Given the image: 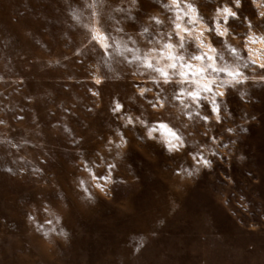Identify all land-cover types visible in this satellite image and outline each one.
<instances>
[{"label":"rangeland","instance_id":"374dc122","mask_svg":"<svg viewBox=\"0 0 264 264\" xmlns=\"http://www.w3.org/2000/svg\"><path fill=\"white\" fill-rule=\"evenodd\" d=\"M189 2L212 26L225 0ZM162 3L169 0H109L110 26L125 30L113 34L167 32L176 9ZM68 6L0 0V264H264V68L244 52L250 79L228 86L220 73L224 95L201 101L207 122L194 116L184 128L172 115L183 146L162 131L150 139L158 116L169 117L129 99L130 77L90 83L100 54L90 46L75 55L86 35ZM233 8L239 19L229 27L241 41L245 18L264 33L252 0ZM114 97L124 105L115 115ZM141 104L147 128L135 122ZM125 113L133 125L125 127Z\"/></svg>","mask_w":264,"mask_h":264},{"label":"clouds","instance_id":"9594fccd","mask_svg":"<svg viewBox=\"0 0 264 264\" xmlns=\"http://www.w3.org/2000/svg\"><path fill=\"white\" fill-rule=\"evenodd\" d=\"M157 2L160 3V0ZM65 3L69 5L66 9L67 16L86 35L85 42L75 55L79 56L90 46L94 54H100L96 56V62L89 65L92 70L88 77L90 83L99 87L109 80L122 81L126 76L130 77L134 93L129 99L135 103L139 97L153 112L164 113L169 117L164 119L158 116L147 133L150 139H156L153 133L162 131L180 141L183 146L179 129L172 123V115L175 114L177 121L183 119L188 122L183 124L184 128L189 126L194 116L207 122L210 118L201 115V101L214 104L217 96L224 95L225 88L220 86L219 74L225 73L230 78L222 81L223 85L228 86L234 82L245 83L250 79L242 71V67L246 65L240 63L245 59L244 52L253 57L254 63L264 68V33L252 31L251 22L247 18L245 20L249 34L243 41L229 27L230 18L239 19L233 6L239 9L242 0H232L233 6L228 5L225 0L222 7L214 10L212 26H209L198 8L189 0H169L168 4L162 3L161 6L165 9L169 5L175 8V16L170 21V29L163 33L157 30V35L152 39L147 38L150 32L147 27L138 31L135 36L127 35L125 38L114 35L113 31L124 33L125 30L123 27L113 29L110 26L115 18L106 11L109 0H65ZM252 3L259 10L258 18L264 19V0H252ZM132 4H138V0H132ZM111 10L119 12L121 8L116 5ZM151 20L156 25L164 23L159 16H153ZM213 36L220 39L221 46L213 43ZM229 37L237 41V44L242 43L243 47L233 45ZM188 43H193L195 52L188 51ZM225 52L230 59H226ZM53 63L58 65L60 61H48L50 67ZM171 85L176 87L169 99L166 89ZM89 91L91 95L99 97L98 91ZM113 104L114 108L110 110L114 115L123 112L124 105L118 98H113ZM144 104L140 105L142 112L135 117V122L147 128L148 121L142 118L145 116ZM212 111L215 114L217 110L213 107ZM214 118L219 120L218 115H214ZM120 119L124 121L125 127L134 124L132 114L125 113Z\"/></svg>","mask_w":264,"mask_h":264}]
</instances>
